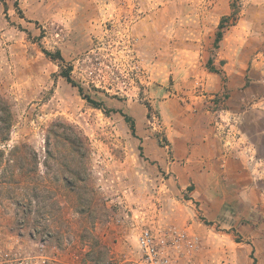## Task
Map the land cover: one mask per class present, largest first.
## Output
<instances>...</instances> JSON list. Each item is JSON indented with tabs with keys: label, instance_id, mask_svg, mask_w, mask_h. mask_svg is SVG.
<instances>
[{
	"label": "rangeland",
	"instance_id": "374dc122",
	"mask_svg": "<svg viewBox=\"0 0 264 264\" xmlns=\"http://www.w3.org/2000/svg\"><path fill=\"white\" fill-rule=\"evenodd\" d=\"M184 137L192 195L153 155ZM142 229L264 264V0H0V264H123Z\"/></svg>",
	"mask_w": 264,
	"mask_h": 264
},
{
	"label": "crops",
	"instance_id": "0c3cea01",
	"mask_svg": "<svg viewBox=\"0 0 264 264\" xmlns=\"http://www.w3.org/2000/svg\"><path fill=\"white\" fill-rule=\"evenodd\" d=\"M206 140L207 139H204V141H206ZM204 141H202V142L200 141V144L197 145L198 141L193 140L190 142V140L186 137H184L178 141L176 140V143L173 144L174 146L172 148L173 157L176 160V161H174L173 164H170L169 162H167L166 158L164 157L165 152H164L163 148H160V149L158 148V149L153 150V155L159 157V161H160V165L162 167V170L167 169V171H169V169L171 168L170 173L173 174L171 179L176 180V183L179 186V190H181L182 192H186V193H188V191H190V195H192L195 192L192 190V187L197 189V186H198L197 179L201 177V173L198 170L199 167H198V165L195 164V162L197 161V163L199 165H201V163H203L201 160L206 161L207 160L206 158L208 157L205 155L204 159H202V155L198 156L199 152H201L202 150L198 149L197 150V151H199L198 153L195 150V148H200V147H202V149H204V146L206 144V142H204ZM215 143H216L215 153L217 155L215 154L214 157L216 159H215L214 163L209 162V164H215L214 166L216 168L214 171L216 173H218V172L223 173V172H225V170L220 169L218 164H217V160L219 159L217 157H218V155L220 156V154H219L218 143L216 141H215ZM156 144H158L157 141H156ZM156 144H155V141H150L149 146L152 149V148H155L154 146ZM205 149H206V147H205ZM177 161H179V162L177 163ZM231 162L232 161L230 160V161L226 162L227 165L225 164V165H222L221 167H225V169L227 167L226 171H230L229 167L233 166V164ZM175 164H179V165L174 166ZM209 164L207 165V167L209 166ZM170 165H171V167H169ZM210 170H211V172H213L211 167H210ZM168 173L169 172H167V174ZM228 173L233 174L234 172L232 171V172H228ZM123 238H124V236H123ZM137 249H138V246H137ZM138 254H139V252H138Z\"/></svg>",
	"mask_w": 264,
	"mask_h": 264
},
{
	"label": "built area",
	"instance_id": "2783aa9c",
	"mask_svg": "<svg viewBox=\"0 0 264 264\" xmlns=\"http://www.w3.org/2000/svg\"><path fill=\"white\" fill-rule=\"evenodd\" d=\"M181 237L184 238V236ZM137 244L139 258L125 261L123 264H172L161 243L158 242L150 229L141 230L137 238ZM46 262L45 258L42 259V264H46Z\"/></svg>",
	"mask_w": 264,
	"mask_h": 264
},
{
	"label": "trees",
	"instance_id": "16d2710c",
	"mask_svg": "<svg viewBox=\"0 0 264 264\" xmlns=\"http://www.w3.org/2000/svg\"><path fill=\"white\" fill-rule=\"evenodd\" d=\"M223 22L224 21H222V23L220 24V29H222L223 28ZM222 36V34H221V32H218L217 33V38L219 39L220 37ZM45 54L49 57V58H51L52 60H54V61H61V62H64V60H63V58H62V56H61V54L58 52V53H56V54H50L49 52H45ZM62 76H63V78H65L66 79V81L69 83V84H71V85H73V86H76V84L72 81V79H71V75H70V69L69 70H66V71H62ZM79 92L80 93H83V91H82V89L81 88H79ZM86 99V101L88 102V103H90L92 106H94L95 108H99V107H101V105L99 104V103H97V102H94L93 100H91L90 98H85ZM124 119H125V121L127 122V123H130V125H131V130H132V132L133 133H135V125H134V122L129 118V117H127V116H125L124 115ZM254 264H256V261H254Z\"/></svg>",
	"mask_w": 264,
	"mask_h": 264
}]
</instances>
